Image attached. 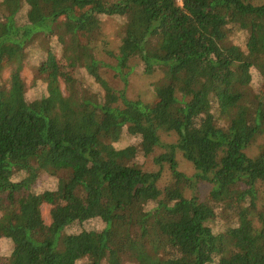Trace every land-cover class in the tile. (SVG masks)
<instances>
[{
    "label": "trees",
    "instance_id": "trees-1",
    "mask_svg": "<svg viewBox=\"0 0 264 264\" xmlns=\"http://www.w3.org/2000/svg\"><path fill=\"white\" fill-rule=\"evenodd\" d=\"M256 1L0 0V264H264Z\"/></svg>",
    "mask_w": 264,
    "mask_h": 264
},
{
    "label": "rangeland",
    "instance_id": "rangeland-1",
    "mask_svg": "<svg viewBox=\"0 0 264 264\" xmlns=\"http://www.w3.org/2000/svg\"><path fill=\"white\" fill-rule=\"evenodd\" d=\"M264 0H257L256 3H263ZM126 24L125 20H113V19H107L105 20L103 24V33L104 37L110 41L113 42V44L118 42V35L120 33L121 27ZM48 60L47 57L44 58L43 61ZM54 58L52 59L53 63ZM58 63V62H56ZM11 71L10 69L7 74L6 78L11 79ZM104 78L112 83L115 87L116 90L123 88L122 83L116 79L114 73L110 69H106L103 73ZM17 78H24V80H30L31 78V71L29 72L28 69L24 70L20 77H16L15 75L12 76V79H17ZM161 79V75L156 72V73H137L134 74L131 79H130V85L128 89V98L131 100H141V101H150L155 98L157 95V84L159 80ZM115 102H117V98L111 97ZM184 159L181 157L179 161H181V168L184 173H186L188 176L193 174V169L191 165L186 164ZM170 181V179H167V183ZM196 187L199 189L197 190L200 193H206L208 192V189L206 185L204 184H196ZM40 204H41V209L43 213V217L45 221L49 224L50 223V216H49V210H50V205L53 201V196L48 193L41 195L40 199ZM262 202H264V195L262 198Z\"/></svg>",
    "mask_w": 264,
    "mask_h": 264
}]
</instances>
